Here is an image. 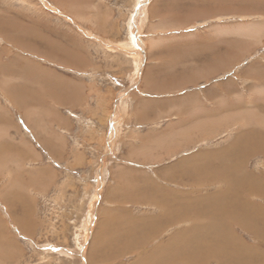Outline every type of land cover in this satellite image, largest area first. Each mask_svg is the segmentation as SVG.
Instances as JSON below:
<instances>
[{
	"label": "rangeland",
	"instance_id": "374dc122",
	"mask_svg": "<svg viewBox=\"0 0 264 264\" xmlns=\"http://www.w3.org/2000/svg\"><path fill=\"white\" fill-rule=\"evenodd\" d=\"M9 60L0 264H264V0H0Z\"/></svg>",
	"mask_w": 264,
	"mask_h": 264
},
{
	"label": "bare ground",
	"instance_id": "6f19581e",
	"mask_svg": "<svg viewBox=\"0 0 264 264\" xmlns=\"http://www.w3.org/2000/svg\"><path fill=\"white\" fill-rule=\"evenodd\" d=\"M144 2H145V1H144ZM144 2H143V3H144ZM147 4H148V2H147ZM147 4H146V5H147ZM144 6H145V5H143L141 8H143ZM219 8H220V7H219ZM144 9H145V8H144ZM226 9H227V8H226ZM226 9H225V10H226ZM3 10H4V9H3ZM227 10H228V9H227ZM228 11H229V10H228ZM73 12H74V11H73ZM141 12L144 13V10L141 9ZM141 12L139 11V12L137 13V15H142ZM162 12H163V11H162ZM171 14H172V13H171ZM138 17H139V16H138ZM140 17H141V16H140ZM135 28H136V27H135ZM240 28H241V27H240ZM245 28H246V27H245ZM247 28H249V27H247ZM130 29H131V28H130ZM139 29H140V25H139ZM213 29H214V28H213ZM237 29H238V28H237ZM19 30H20V29H19ZM135 30H136V29H135ZM238 30H239V29H238ZM246 31H247V30H246ZM24 32H25V31H24ZM20 33H21V32H19V34H20ZM68 33H69V32H68ZM135 33H136V32H135ZM3 35H4V34H3ZM51 35H52V34H51ZM136 35H137V37H138V33H137ZM23 37H24V36H23ZM3 38H4V37H3ZM29 39H31V38H29ZM3 40H4V39H3ZM17 40H18V39H17ZM213 40H214V39H213ZM7 41H8V40H7ZM7 41H6V42H7ZM13 41H14V40H13ZM21 41H22V40H21ZM25 41H26V40H24V42H25ZM22 42H23V41H22ZM29 42H30V41H29ZM31 42H33V41H31ZM31 42H30V43H31ZM15 43H16V40H15ZM18 43H19V42H18ZM63 43H64V42H63ZM140 43H141V42H140ZM8 44H10V43H8ZM20 44H21V43H20ZM20 44H18V46H22V45H20ZM51 44H52V43H51ZM5 45H6V44H5ZM14 45H17V43L14 44ZM25 45H26V43H25ZM61 45H62V44H61ZM237 45H238V44H237ZM239 45H240V44H239ZM47 47H48V46H47ZM56 47H57V46H56ZM5 48L7 49V47H4V49H5ZM26 48H27V47H26ZM37 48H38V47H37ZM53 48H55V47H53ZM53 48H52V49H53ZM6 49H5V50H6ZM11 49H12V48H11ZM18 49H19V48H18ZM20 49H21V48H20ZM52 49H51V51H49V52H51V54L54 55V54L52 53ZM26 50H27V49H26ZM29 50H30V49H29ZM34 50H35V48H34ZM232 50H233V49H232ZM3 51H4V50H3ZM18 51H19V50H18ZM40 51H41V50H40ZM54 51H55V50H54ZM56 51H57V50H56ZM59 51H60V50H59ZM25 52H26V51H25ZM28 52H29V51H28ZM32 52H33V51H32ZM234 52H236V51H234ZM5 53H6V51H5ZM8 53H9V52H8ZM21 53H22V52H21ZM30 53H31V51H30ZM35 53H36V52H35ZM37 53H38V51H37ZM1 54H2V53H1ZM6 54H7V53H6ZM24 54H25V53H24ZM26 54L29 55V53H26ZM39 54H40V53H39ZM142 54H143V53H142ZM12 55H14V53H13ZM24 56H25V55H24ZM224 56H225V55H224ZM25 57H26V56H25ZM27 57H28V56H27ZM11 58H12V57H11ZM28 58H29V57H28ZM223 58H224V57H223ZM8 59H9V58H7V60H8ZM17 60H18V59H17ZM17 60H16V61H17ZM19 60H20V59H19ZM25 60H26V59H25ZM29 60H31V59H29ZM16 61H15V62H16ZM213 61H214V60H213ZM221 61H222V60H221ZM26 62H27V61H26ZM20 63H21V62H20ZM30 63H31V62H30ZM34 63H35V65H36V62H34ZM13 64H14V63H13V61H11V60H9V61H7V62H4V64H1V63H0V67L3 69V70H2V71H3L2 74L7 73V71H10L11 68H12L11 65H13ZM15 64H16V63H15ZM39 64H41V63H39ZM39 64H38V65H39ZM26 65H27V63H26ZM28 65H29V64H28ZM28 65H27V66H28ZM32 65H33V64H32ZM18 66H21V65H18ZM194 66H195V65H194ZM13 67H14V66H13ZM24 67H25V66H24ZM14 68H15V67H14ZM20 68H21V67H20ZM31 68H32V67H31ZM15 69H16V68H15ZM29 69H30V67H29ZM19 70H20V69H19ZM25 70H26V69H25ZM27 70H28V69H27ZM31 70H32V69H31ZM33 70H34V72L36 73L35 69H33ZM44 70H45V69H44ZM48 70H49V69H48ZM50 70H51V69H50ZM22 71H23V69H22ZM55 71H56V69H55ZM0 72H1V71H0ZM15 72H16V71H15ZM26 72H27V71H26ZM43 72H44V71H43ZM52 72H53V71H52ZM52 72L49 71V73H52ZM138 72H139V71H138ZM22 73H23V72H21V74H22ZM35 73H34V74H35ZM39 73H40V72H39ZM54 73H55V72H54ZM54 73H53V74H54ZM36 74H37V73H36ZM23 75H24V74H23ZM58 75H59V74H58ZM2 76H3V75H2ZM17 76H18V75H17ZM25 76H26V75H25ZM35 76H36V75H35ZM44 76H45V72H44ZM49 76H50V75H49ZM30 77H31V75H30ZM50 77H51V76H50ZM5 82H6V81H5ZM152 82H153V81H152ZM38 83H39V82H38ZM4 84H5V83H4ZM6 85H8V84H6ZM47 85H48V83H47ZM171 85H172V84H171ZM42 86H43V85H42ZM3 87H4V86H3ZM3 87H2V88H3ZM7 87H8V86H7ZM7 87H4V89L7 88ZM22 87H23V86H22ZM11 88H12V87H11ZM23 89H24V88H23ZM78 89H79V88H78ZM10 91H11V90H10ZM13 91H14V90H13ZM23 91H24V90H23ZM41 91H42V90H41ZM45 92H46V91H45ZM59 92H60V91H59ZM16 94H17V93H16ZM23 95H24V94H23ZM29 95H30V94H29ZM29 97H30V96H29ZM33 97H34V96H33ZM56 97H57V96H56ZM33 99H34V98H33ZM69 99H70V98H69ZM69 99H68V100H69ZM61 100H62V99H61ZM66 100H67V99H66ZM33 101H35V100H33ZM64 102H65V101H64ZM250 110H251V108H250ZM198 111H199V110H198ZM252 112H253V111H252ZM258 114H259V113H258ZM53 115H54V114H53ZM249 115H250V114H249ZM256 115H257V114H256ZM51 117H52V116H51ZM252 118H253V117H252ZM29 119H30V118H29ZM204 120H205V119H204ZM206 120H207V119H206ZM219 120H220V119H219ZM219 120H218V121H219ZM243 121H244V120H243ZM204 122H205V121H204ZM197 123H198V121H197ZM205 123H206V122H205ZM198 124H199V123H198ZM183 127H184V126H183ZM198 129H199V128H198ZM112 134H113V133H112ZM247 134H248V133H247ZM242 135H243V134H242ZM247 136H248V135H246V137H247ZM258 136H259V135H258ZM246 137H245V138H246ZM258 143H259V142H258ZM194 169H195V168H194ZM244 169H245V168H244ZM229 170H230V169H229ZM225 181H226V180H225ZM250 182H251V181H250ZM230 183H231V182H230ZM170 200L173 202V201L175 200V198H171ZM173 203H174V202H173ZM164 204H165V203H164ZM163 206H164V205H163ZM167 206H168V205H167ZM186 213H187V212H186ZM230 215H231V214H230ZM150 216H151V215H150ZM176 216H177V215H173V217L170 218V219H173V218L176 217ZM170 217H171V215H170ZM197 227H198V226H197ZM199 228H200V226H199ZM215 229H216V228H215ZM218 229H220V228H218ZM197 230H198V229H197ZM193 231H194V229H193ZM183 232H184V231H183ZM188 232H189V231H188ZM210 233H211V232H210ZM219 234H220V233H219ZM180 235H182L181 232H180L179 236H180ZM205 235H206V234H205ZM106 236H107V235H106ZM195 237H196V236H195ZM173 238H174V237H173ZM178 238H179V237H178ZM175 240H176V239H175ZM173 241H174V240H173ZM176 241H177V240H176ZM190 241H191V239H190ZM190 241H189V242H190ZM177 243H180V241L177 242ZM177 243H176V244H177ZM192 243H193V242H192ZM194 245H195V244H194ZM194 245H193V247L196 248V246H194ZM200 245H201L200 243H199V245L197 244L198 248L200 247ZM175 247H176V245H175ZM188 247H190V248L193 249L192 244H191L190 246H188ZM203 247H204V245H203ZM186 248H187V246H186ZM195 248H194V250H195ZM198 248H196V249H198ZM204 248H205V247H204ZM156 250H157V249H156ZM156 250H155V251H156ZM188 250H189V248H188ZM207 250H208V249H207ZM191 252H193V250H192ZM191 252H190V253H191ZM211 252H212V251H211ZM232 252H233V251H232ZM174 253H175V252H174ZM204 253H205V252H204ZM233 253H234V252H233ZM178 254H179V253H178ZM208 254H209V253H208ZM189 255H190V254H189ZM196 256H197V255H196ZM256 256H257V255H256ZM173 257H174V256H173ZM191 257H192V254H191ZM191 257H190V258H191ZM194 257H195V256H194ZM194 257H193V258H194ZM204 257H205V254H204ZM204 257H203V258H204ZM244 258H245V257H244ZM187 259H188V258H187ZM245 259H246V258H245ZM256 259H257V258H256ZM204 260H205V259H204ZM241 260H242V259H241ZM153 261H154V260H153ZM168 261H169V259H168ZM189 261H190V259H189ZM196 261H197V260H196ZM246 261H247V260H246ZM249 262H250V261H249ZM190 263H191V262H190ZM146 264H147V263H146ZM153 264H159V260H155Z\"/></svg>",
	"mask_w": 264,
	"mask_h": 264
}]
</instances>
